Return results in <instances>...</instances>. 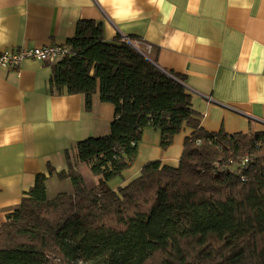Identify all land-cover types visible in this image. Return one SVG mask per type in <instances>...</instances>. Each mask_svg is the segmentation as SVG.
<instances>
[{"label": "trees", "instance_id": "1", "mask_svg": "<svg viewBox=\"0 0 264 264\" xmlns=\"http://www.w3.org/2000/svg\"><path fill=\"white\" fill-rule=\"evenodd\" d=\"M67 46L51 88L83 94L88 111L99 91L114 106L110 131L76 142L67 170L36 176L0 225V264H264V130H206L185 75L166 73L141 43L154 63L121 35L107 40L102 21L80 20ZM186 126L178 166L149 161L117 190L89 187L76 168L73 158L109 182L136 161L147 128L167 149ZM53 176L73 192L50 197Z\"/></svg>", "mask_w": 264, "mask_h": 264}, {"label": "crops", "instance_id": "2", "mask_svg": "<svg viewBox=\"0 0 264 264\" xmlns=\"http://www.w3.org/2000/svg\"><path fill=\"white\" fill-rule=\"evenodd\" d=\"M82 19L102 21L107 40L121 35L151 43L158 67L185 75L206 130H264V0H0V52L67 45ZM59 59L0 65V225L38 174L49 175V166L67 170L66 152L76 142L110 131L114 106L102 102L99 91L88 111L83 94L51 88ZM191 133L184 127L162 149L160 131L147 128L136 161L109 187L126 186L152 160L178 166ZM73 159L86 180L92 177ZM55 178L47 182L50 196Z\"/></svg>", "mask_w": 264, "mask_h": 264}, {"label": "built area", "instance_id": "3", "mask_svg": "<svg viewBox=\"0 0 264 264\" xmlns=\"http://www.w3.org/2000/svg\"><path fill=\"white\" fill-rule=\"evenodd\" d=\"M126 39V38H125ZM138 46L141 41H134ZM145 48L148 52L152 51V44L145 42ZM72 54V51L67 45L60 44H46L39 47H20L14 49H7L0 52V65L8 68H19L21 64L27 59H34L39 61H54ZM251 157H245L241 164L245 168L251 161Z\"/></svg>", "mask_w": 264, "mask_h": 264}, {"label": "rangeland", "instance_id": "4", "mask_svg": "<svg viewBox=\"0 0 264 264\" xmlns=\"http://www.w3.org/2000/svg\"><path fill=\"white\" fill-rule=\"evenodd\" d=\"M91 176L92 177H88L87 180L85 179V181L90 185L89 187H98L101 191H107L109 189L108 182L105 181V179L102 176H93L92 174ZM52 184H51L52 186H51V196L50 197L56 196L57 193H59L57 192L59 189L60 191H66L69 193L73 192V187H71L72 183L70 182V180L63 182V183H59L58 179L55 178Z\"/></svg>", "mask_w": 264, "mask_h": 264}, {"label": "water", "instance_id": "5", "mask_svg": "<svg viewBox=\"0 0 264 264\" xmlns=\"http://www.w3.org/2000/svg\"><path fill=\"white\" fill-rule=\"evenodd\" d=\"M124 38H126V40L127 41H129L140 53H142L147 59H149L152 63H154L153 62V60L146 54V53H144L141 49H140V47H138L136 44H135V42H133L131 39H130V37H128V36H125ZM166 73H168L169 75H171L169 72H166Z\"/></svg>", "mask_w": 264, "mask_h": 264}]
</instances>
